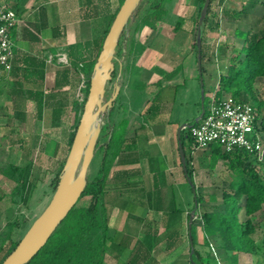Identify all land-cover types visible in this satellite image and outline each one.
I'll use <instances>...</instances> for the list:
<instances>
[{"label": "crops", "instance_id": "crops-1", "mask_svg": "<svg viewBox=\"0 0 264 264\" xmlns=\"http://www.w3.org/2000/svg\"><path fill=\"white\" fill-rule=\"evenodd\" d=\"M221 1L226 9L221 15L222 27L209 29V37H217L212 45H207L205 27L202 73L194 48L201 0H170L168 7L173 3L174 8L170 24L166 15L162 21L143 25L134 34L122 66L119 63L117 77L121 76L123 96L119 104L116 102V118L130 122L124 148L108 176L113 236L103 264H194L188 216L192 208L181 209L176 218L174 211L181 206L178 191L188 182L181 163L178 131L191 123L180 126L172 120L179 111L174 112L177 95L184 89L181 108L184 102L196 100L197 81L203 74L209 87L217 85V90L231 64L230 57L243 46L240 34L250 32L255 22L259 27L264 24V0ZM120 4L121 0H0V5L14 8L19 19L10 29L13 67L0 73V109L5 111L6 101L13 102L18 117H33L27 132L29 145L51 149V157L60 166L69 154L82 105L78 93L83 78L87 81L85 68L96 58L101 38ZM62 56H66L67 63ZM258 79L264 82V77ZM135 89L148 97L144 107L138 104L132 112L124 108V98L128 102L130 91ZM166 89L170 96L162 97ZM260 93L256 92L261 98ZM172 97L175 101H171ZM150 105L154 107L152 121L146 118ZM260 112L264 128V110ZM202 222L194 218L192 228L196 248L205 262L218 263L211 253L207 258L214 239L221 249L223 264H264L260 255L224 249L222 238L208 235Z\"/></svg>", "mask_w": 264, "mask_h": 264}, {"label": "trees", "instance_id": "trees-1", "mask_svg": "<svg viewBox=\"0 0 264 264\" xmlns=\"http://www.w3.org/2000/svg\"><path fill=\"white\" fill-rule=\"evenodd\" d=\"M123 2L124 0H121L118 10L110 18L108 27L101 38L99 52L96 58L85 68L88 83L86 99L89 93L90 78L95 63L102 50L106 35ZM203 2L205 0H202V4ZM200 7L198 21L203 5ZM167 8V0H142L121 35L116 51V60H114L116 64V70L113 75L114 79L118 75L119 62H122V58L124 56L127 57L129 53L128 46L132 44L134 34L146 23L153 20H164L167 15ZM207 19L208 15L202 28V40L205 38L204 28L207 25ZM247 33L248 35L244 40L242 48L235 49L236 53L232 56L234 63L231 60L228 70L221 76L220 87L222 92H231L233 98L237 101L251 103L257 110L258 116L262 117L260 110H264L262 109V106H264V97L260 98L256 94L255 83L258 78L264 77V24L262 27H259L258 22H255L252 30ZM242 34L243 32L240 34V37ZM194 48L198 54L197 37ZM229 48L232 49L233 47ZM221 95L218 96L220 97ZM19 99L21 100V98ZM86 99L79 108L81 114L77 117L75 129L71 135L70 148ZM20 100H17V102ZM116 106L117 103L111 109L109 116L105 115V124L90 166L91 168L95 164L97 167L93 175H90L91 173L88 174V184L85 191L78 203L57 227L46 245L27 264H103L108 241L113 236V230L110 228L111 207L107 200L108 176L113 162L124 148L126 142L125 134L129 127L128 120H117ZM206 106L207 104H205V108ZM194 123H197V119ZM183 130L188 132L187 129ZM183 130L180 136V142L182 144L181 138ZM186 138L191 140L187 136V133ZM208 149L200 150L201 152H199H206L210 156V167L214 168L220 159H224L229 161L234 175L230 181V190H224L222 194L223 209L213 211L205 210L200 213V217L204 222L205 232L208 235H219L222 238L223 247L226 250L247 252L264 257V232L260 240L256 238V234L260 228L264 231V218L259 219L258 222H255L253 218L261 212L264 213V163L259 162V165L256 164V161H258L256 157L245 150L228 152L219 144H213ZM186 155L188 176L195 181V174L192 167L193 155L191 153L190 155L186 153ZM65 161L53 179L52 186L54 191L58 185ZM5 173L15 179L18 184L15 189L16 193H20L22 199L27 201L30 195L25 194V188L29 183L31 173L30 165L26 167L8 165L5 168ZM87 197L89 200L81 204V201ZM194 200L198 203L196 213L198 214L200 205L207 204L208 201L216 200V196L210 195L207 198L200 196L197 192ZM194 205L196 204L194 203ZM174 211H176L175 218L181 215V209ZM242 211L247 216L244 221L240 218ZM188 216L190 218L191 214H188ZM12 223L10 233L8 234V237L11 239V246L5 251L2 258H0V264L16 248L20 241V239H16L13 236L15 227ZM191 231L193 235L194 264H208L204 261L201 252L196 248L194 229L192 228ZM3 250L4 240H1L0 254Z\"/></svg>", "mask_w": 264, "mask_h": 264}, {"label": "rangeland", "instance_id": "rangeland-1", "mask_svg": "<svg viewBox=\"0 0 264 264\" xmlns=\"http://www.w3.org/2000/svg\"><path fill=\"white\" fill-rule=\"evenodd\" d=\"M170 0H167V7ZM213 1V0H212ZM173 3L169 5L167 8V23L173 20V16L171 15L174 8L171 7ZM202 4V0L200 2V6ZM225 5V6H224ZM212 6V7H211ZM209 12H208V21H207V29H206V42L207 45H212L217 37H209V29L211 30H218L222 27V18L221 15L223 11L226 9V4H223L221 0H214L213 4H211ZM224 9V10H223ZM205 32V28H204ZM196 35V34H195ZM248 33L245 32L241 36V40L244 41L247 37ZM234 44H237L234 41ZM242 44V43H241ZM240 46V45H239ZM244 56V55H242ZM233 57H230V60L233 61ZM234 63V61H233ZM204 71V70H203ZM205 78L204 85L202 86L200 78H198V95L197 99L188 100V102H184L183 108H181L180 103V96L184 95V89H181L179 95H177V99L175 102V111L177 110L178 113H174L172 116L173 121H178L180 126L183 123H194L202 110V90L204 89L205 94V104H208L210 93L214 92L217 88H210L208 83L206 82L207 78ZM115 80L111 81L108 85L109 93L112 92L114 88ZM189 86V84H188ZM220 87V86H219ZM170 89V88H169ZM166 89L163 90L162 97L170 96V90ZM133 90V88L131 89ZM85 90H83L84 92ZM87 90L84 92L86 94ZM130 91L128 95V102L125 99V109L133 110L137 108L138 104L144 107L147 103L148 95H142V93L138 92L135 89L132 94ZM255 92H261L260 94H264V82L257 79L255 83ZM172 93V91H171ZM223 93L221 91V87L218 89V95ZM228 95L233 96L231 92L226 91ZM123 94V93H122ZM120 95L118 98L117 103L119 104L122 100V96ZM79 96V95H78ZM261 96V98H263ZM171 101H175L172 97ZM127 103V104H126ZM257 103V101H256ZM12 104V105H10ZM155 106V105H154ZM5 111L0 109V243L1 240H4V250L11 246V239L8 237L10 233V226L11 223L15 227L13 231V236L16 239H20L25 235L27 230L30 228L34 220L43 212L45 207L50 202L53 194L54 189L52 186L53 179L55 178L57 171L60 169V165L57 164V160L51 157V149L44 150L41 146L32 147L31 144L29 145V138L27 133L31 124L33 123V117L29 118H20L16 115L18 113L13 106V102L8 103L6 101V106L3 107ZM118 105L116 106V109ZM156 108V106H155ZM181 108V109H180ZM264 109V106H262ZM144 110V109H143ZM154 107L150 105L148 108L149 115H146V118L149 121H152L153 116H151ZM133 112V111H132ZM3 114V115H1ZM81 114L79 110L78 115ZM263 117V116H262ZM32 119V122L29 119ZM104 122H105V116ZM128 120V119H126ZM128 122H130L128 120ZM21 126V131L19 127ZM180 126L178 128H180ZM26 127V130H25ZM31 129V128H30ZM54 132H57V128L54 127ZM187 131L183 130L181 141L185 147L186 153L190 155L191 153V146L192 140L186 138ZM43 144V141H41ZM209 150V149H208ZM201 152V151H200ZM199 151L193 155L192 157V167L195 174V182L197 186V192L200 196H204L209 198L210 195H215L216 200H212L211 202L208 201L207 204L200 205L199 212L194 216L198 221H202L200 217V213L202 211H213V210H221L224 207L223 199V191L230 190V181L233 178V172L230 167L229 161L220 159L214 168L210 167V156L204 152L200 153ZM41 156H44L43 158ZM256 157V156H254ZM258 160V158H256ZM259 165L260 163H264V161H256ZM8 165H15L20 167H26L30 165L31 173L29 176V183L25 188V194H28V200L22 199L20 193H16L15 189L17 187V182L12 177L8 176L5 173V168ZM96 165L93 164L91 169H89L90 175H93L94 170L96 169ZM177 191V190H176ZM31 192V193H30ZM180 196L178 195V199L181 198V206L179 209L185 210V207L189 206L190 208H194V191L191 188L189 182H187L180 190L178 191ZM183 199V203H182ZM89 198H85L81 201V204L87 202ZM185 202H187L185 204ZM241 220H245L247 216L245 215L244 211L240 213ZM255 222H258L259 219L264 218V213L261 212L257 216L253 217ZM24 220V222H23ZM22 222V223H21ZM203 223V222H202ZM263 230L261 228L258 230L256 234L257 240H260L263 235ZM195 234V229H194ZM213 239V246L209 247V252H207V258H209V253H211L218 262L217 264H223L222 256L220 255L221 249L220 247L214 242ZM211 248V249H210ZM220 249V250H219ZM210 261V259H209ZM214 261V260H213ZM256 264H260L256 262Z\"/></svg>", "mask_w": 264, "mask_h": 264}, {"label": "water", "instance_id": "water-1", "mask_svg": "<svg viewBox=\"0 0 264 264\" xmlns=\"http://www.w3.org/2000/svg\"><path fill=\"white\" fill-rule=\"evenodd\" d=\"M142 0H124L103 43L102 50L95 63L91 78L89 93L84 104V109L76 129V133L62 168L58 185L54 194L43 212L34 220L25 235L21 238L16 248L3 260L2 264H27L46 245L57 227L67 217L72 208L78 203L88 184V174L95 156V150L101 136L104 116H109L116 103L120 92V75L114 79L116 70V51L121 35L131 17ZM212 0H205L201 9L198 28V63L202 73V28L207 18ZM122 66V62H119ZM115 80L114 88L109 93L108 85ZM204 85V78L201 77ZM202 111L197 118L199 121L205 114V94L202 90ZM181 130L178 131L180 139ZM181 163L186 172L188 182L197 196V186L188 176L187 155L183 144L179 143ZM192 210L190 217V239L193 242L192 224L197 213L198 203ZM192 252L194 247L192 246Z\"/></svg>", "mask_w": 264, "mask_h": 264}, {"label": "built area", "instance_id": "built-area-1", "mask_svg": "<svg viewBox=\"0 0 264 264\" xmlns=\"http://www.w3.org/2000/svg\"><path fill=\"white\" fill-rule=\"evenodd\" d=\"M19 21L17 11L7 5H0V73L9 72L15 57L14 43L10 29ZM61 60L67 63L66 56ZM88 83L83 78L79 87V99H86ZM220 87H218L219 89ZM218 89L210 95L204 116L184 126L187 136L192 140L191 154L219 144L228 152L245 150L259 161H264L263 120L249 102H239L223 91L219 97Z\"/></svg>", "mask_w": 264, "mask_h": 264}]
</instances>
